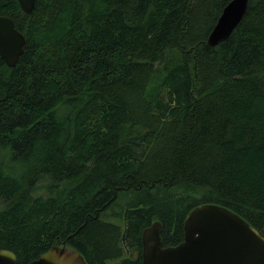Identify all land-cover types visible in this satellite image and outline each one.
<instances>
[{
    "label": "trees",
    "instance_id": "1",
    "mask_svg": "<svg viewBox=\"0 0 264 264\" xmlns=\"http://www.w3.org/2000/svg\"><path fill=\"white\" fill-rule=\"evenodd\" d=\"M230 1L0 0L25 39L0 58V250L140 264L144 229L175 246L207 204L264 237V0L209 47Z\"/></svg>",
    "mask_w": 264,
    "mask_h": 264
},
{
    "label": "water",
    "instance_id": "2",
    "mask_svg": "<svg viewBox=\"0 0 264 264\" xmlns=\"http://www.w3.org/2000/svg\"><path fill=\"white\" fill-rule=\"evenodd\" d=\"M29 15L36 0H16ZM249 0H231L222 10L207 38L209 47L225 42L242 21ZM25 39L6 16H0V58L14 68L23 54ZM160 224L142 232L140 264H264V237L232 211L214 204L195 207L183 225L182 241L162 247ZM0 264H17L16 256L0 250ZM28 264H86L75 250L53 246Z\"/></svg>",
    "mask_w": 264,
    "mask_h": 264
}]
</instances>
